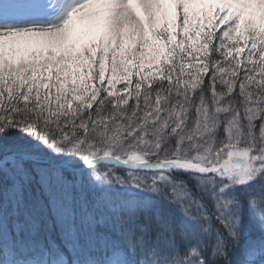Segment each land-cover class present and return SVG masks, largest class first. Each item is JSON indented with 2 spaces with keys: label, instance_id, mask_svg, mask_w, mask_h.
<instances>
[{
  "label": "snow or ice",
  "instance_id": "1",
  "mask_svg": "<svg viewBox=\"0 0 264 264\" xmlns=\"http://www.w3.org/2000/svg\"><path fill=\"white\" fill-rule=\"evenodd\" d=\"M15 2L0 264H264V0Z\"/></svg>",
  "mask_w": 264,
  "mask_h": 264
},
{
  "label": "bare ground",
  "instance_id": "2",
  "mask_svg": "<svg viewBox=\"0 0 264 264\" xmlns=\"http://www.w3.org/2000/svg\"><path fill=\"white\" fill-rule=\"evenodd\" d=\"M6 2V0H4ZM5 5H11L13 7H16V11H15V15L14 18H16L19 22L23 21L24 25H28L27 22H29V20L31 19L30 15L28 14L27 11V6L21 3H17L15 2V0H9L6 3H4ZM12 9V7H11ZM23 16V17H21Z\"/></svg>",
  "mask_w": 264,
  "mask_h": 264
},
{
  "label": "rangeland",
  "instance_id": "3",
  "mask_svg": "<svg viewBox=\"0 0 264 264\" xmlns=\"http://www.w3.org/2000/svg\"><path fill=\"white\" fill-rule=\"evenodd\" d=\"M7 1L9 0H6V2ZM6 2L4 0H0V12H2L3 18L7 21L18 24L20 26H27L23 24V21L19 22L16 18H14L15 14L13 12L16 11V7H13L11 5H5L4 3ZM10 7H12V9H10Z\"/></svg>",
  "mask_w": 264,
  "mask_h": 264
},
{
  "label": "trees",
  "instance_id": "4",
  "mask_svg": "<svg viewBox=\"0 0 264 264\" xmlns=\"http://www.w3.org/2000/svg\"><path fill=\"white\" fill-rule=\"evenodd\" d=\"M245 224H246V226H251V220L246 218L245 219Z\"/></svg>",
  "mask_w": 264,
  "mask_h": 264
}]
</instances>
